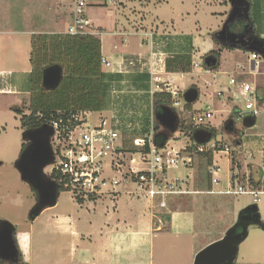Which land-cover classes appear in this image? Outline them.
<instances>
[{
	"label": "rangeland",
	"instance_id": "1",
	"mask_svg": "<svg viewBox=\"0 0 264 264\" xmlns=\"http://www.w3.org/2000/svg\"><path fill=\"white\" fill-rule=\"evenodd\" d=\"M23 1L28 2L24 9ZM111 1L114 3L106 4V0L89 1L91 26L98 31L118 33L125 32L127 28L132 36L131 42L135 43L142 38L140 30L142 29L147 33L154 32V37H157L155 41L162 42L160 44L162 46L168 41L179 42L176 41L178 37L182 39L185 37L179 35H186L198 46L188 47V50H193V54L200 53L192 57V62L196 63L190 70L192 73L185 76L182 85L179 83L175 85L180 95L191 87H197L199 98L191 104L189 112L186 113L185 110L178 114L180 118L192 119L205 112L206 108L212 113L211 120L215 133L211 141H220L230 152V155H215L214 161L219 166V178L222 181L220 180V184L214 188L224 189L227 178L233 173L238 174L236 180H241L244 175L245 179L239 182L248 188L252 186L248 180L249 174L254 182L264 181V178H260V171H264V114L255 119L252 128H245L242 124L243 119L232 113L234 106L243 110V103L240 98L234 100L232 97L229 81L232 76H237L236 69L240 70V66L246 71L249 69V52L224 50L217 70H205L203 66L204 57L208 52L222 51L219 45L211 41L213 31L220 29L222 25L213 11L219 13L220 6L223 5H227L228 11L230 6L227 1L167 0V3L166 0ZM72 3L73 0H0L2 19L0 32L7 33L5 35L0 33V70H5L0 73V160L6 165L1 172L5 177L0 175L4 181V184H0V218H6L16 225V240L19 235L29 230L42 233L39 245L35 244L34 247L45 250L33 258L30 264H69L68 255L72 242L70 232L66 230L70 228L69 223L70 225L75 223L78 228L77 238L81 241L79 246L83 245L82 247L88 251L101 250L98 256H95L97 264H193L194 254L209 243L222 238L237 222L238 212L250 204L257 205L259 222L263 224L264 194L258 195V200L253 202V197L246 194L232 196L204 192L186 196L184 202L174 210L168 208L164 211L158 208L151 210L147 200L130 197L117 200L101 199L94 203L85 201L80 205L68 193L63 192L59 194L55 206L43 210L33 221L27 219L34 196L10 166L17 158L22 144L19 117L14 109L21 107L29 98L26 90L27 70L14 72L9 69L17 67L13 58L16 52L25 50V44L28 47L27 38H31L33 34L66 33L71 22ZM250 13L255 34L264 39V0H252ZM153 27L160 30L161 34L152 30ZM7 31H10L9 35ZM173 33L178 36H172ZM17 34L18 38L14 43L9 41L12 35ZM96 37L101 38L104 55L108 58L110 48L118 45L119 37L108 35ZM197 38H202V45ZM211 44L212 50L208 49ZM170 56H165V59ZM159 59L160 57L156 61L158 64ZM262 67L264 68V63ZM263 68L256 77L245 75L244 79L255 84L258 91L264 86ZM30 70L31 68L28 69ZM123 104L124 102L117 107L121 115L124 114L121 110L125 107ZM185 104L182 95L180 107L185 108ZM230 119L234 121V129L229 133L225 131V125ZM163 131L159 127L158 132ZM132 137L133 135L127 136L128 143ZM169 139V144L177 149L191 145L194 141L192 136L182 135L179 131L170 135ZM237 142L240 144L237 145ZM250 153L252 159L249 158ZM232 159L234 165H239L238 168H231ZM196 163L204 168V171L201 173L198 168L195 187L204 191L206 183L202 181L203 185H200L198 176L203 179L205 175V160L200 157ZM196 163L192 165L193 168ZM171 172L183 176L190 172V169H177ZM10 191V198L7 195L3 196L4 192ZM165 214L169 215L168 220L162 217ZM56 227L65 230L63 235L54 234ZM187 229L188 234L184 236L183 233ZM21 241L24 242L23 239ZM83 248L80 249L83 251ZM84 252L86 255L89 253L85 250ZM92 254L96 252H90V255ZM81 259L82 257H77L71 264H81L79 262H84L83 259L80 261ZM235 264H264V230L256 223L248 225V236L238 246Z\"/></svg>",
	"mask_w": 264,
	"mask_h": 264
},
{
	"label": "built area",
	"instance_id": "2",
	"mask_svg": "<svg viewBox=\"0 0 264 264\" xmlns=\"http://www.w3.org/2000/svg\"><path fill=\"white\" fill-rule=\"evenodd\" d=\"M89 1L73 0L71 22L66 31L68 35L95 36L99 33L91 26ZM112 3L114 2L106 0V4ZM146 37L144 44L151 48L157 47L154 32L147 33ZM260 50L264 53V46H260ZM262 53L258 51L249 53V69L246 71L240 66V70L236 69L237 76H232L229 81L232 97L234 100L240 98L243 103V110L239 108L238 112L239 118L242 119L247 117L256 119L264 114V102H261L264 99V89L258 91L255 84L240 79L245 75L256 77L261 72L264 63ZM159 61L163 67V61L161 59ZM101 64L105 67L110 66V62L103 57ZM193 66H196V63H192L191 69ZM154 73L153 69L148 71L149 89L145 93L148 125L145 128L142 127L135 110L128 108L123 115L120 114L117 107L123 102L122 96L127 92L114 89L112 86L109 91L106 89L114 100L110 113L78 111L71 114L66 121L50 120L48 125L54 131L51 137L54 162L44 168V172L55 182L59 194L68 193L77 202L81 200L93 203L101 199L140 198L147 200L151 210L158 208L161 211L168 210L169 202L176 197L201 192L232 196L246 194L252 196L253 202H256L261 192L232 179V175L227 178L224 189H215L214 186H218L221 179L219 166L214 161L211 165H205V174L210 178V188L201 191L195 187L199 168L196 162L200 158L199 154L210 152L213 157L217 154L230 155L228 147L223 146L220 141L210 140L205 144L193 141L191 145L180 149L171 146L170 139L159 146L154 143L156 134L154 95L157 93L170 95L168 107H171L178 116V112L184 111V108L180 107V97L184 92L180 95L171 78L165 81ZM262 73L264 75V72ZM183 75L181 73L179 81L183 80ZM211 119L212 113L206 108L205 112L192 117L191 120L196 130L213 127ZM139 134L141 136H138ZM128 135H133L130 143L127 142ZM193 145L195 148H192ZM194 163L196 164L193 168ZM177 169H190V172L183 176L171 172Z\"/></svg>",
	"mask_w": 264,
	"mask_h": 264
},
{
	"label": "trees",
	"instance_id": "3",
	"mask_svg": "<svg viewBox=\"0 0 264 264\" xmlns=\"http://www.w3.org/2000/svg\"><path fill=\"white\" fill-rule=\"evenodd\" d=\"M252 26V24H251ZM243 25H234L230 28L232 34L239 35L243 31ZM256 43L264 45V39L254 34ZM216 45L222 49L246 50L249 53L255 52L249 50L247 46H232L220 42L215 37L212 38ZM31 52L29 63L31 70L27 76L26 90L29 93V98L26 103L19 108H15L14 112L20 116V125L22 128H36L44 124H48L51 119L66 121L71 114L78 111L100 112L103 108L104 98L106 95V84L104 83L105 74L101 64V42L94 35H68L67 33L33 34L30 38ZM255 46V45H254ZM259 53H262L259 46H255ZM221 49V50H222ZM218 58L216 67L204 66L205 70H217L219 68L220 51H212ZM264 58V55H263ZM52 65H59L63 68V77L60 85L52 91L44 90L41 87L42 71ZM192 65V56L188 53L173 55L165 59L164 68L166 72L175 73L183 72L190 73ZM240 79H246L240 78ZM196 88V87H195ZM258 89V88H257ZM264 89V86L263 88ZM170 95L155 94L153 97V108L155 113L162 106H169ZM264 102V99L261 100ZM192 105H186L184 112L190 111ZM27 112V114H24ZM239 108L234 106L232 109L233 115H237ZM154 143L159 146L163 142V138L159 135V126L154 121ZM206 130L215 133L213 127L205 128ZM195 130L191 118H180L179 133L185 136H192ZM192 148H195L193 145ZM205 160V165H211L213 155L208 153L199 154ZM231 168H238L239 165H234V160L231 161ZM204 168L199 167L201 173ZM205 176V177H204ZM203 176L206 181V188H210V178L205 174ZM262 177V172H260ZM238 174H232V179H237ZM245 179L243 175L241 180ZM201 181L202 179L199 178ZM248 180L253 186L259 188L260 181L254 182L251 174L248 175ZM186 197L174 198L169 202V209L174 210L179 204L183 203ZM84 201H78L82 205ZM252 205V204H250ZM256 205V204H255ZM257 206V205H256ZM258 214V208L255 212L250 211L248 214ZM165 220L169 219V215L162 216ZM259 218V216H258ZM18 248V246H17ZM19 250V249H18ZM26 264L19 251V263Z\"/></svg>",
	"mask_w": 264,
	"mask_h": 264
},
{
	"label": "water",
	"instance_id": "4",
	"mask_svg": "<svg viewBox=\"0 0 264 264\" xmlns=\"http://www.w3.org/2000/svg\"><path fill=\"white\" fill-rule=\"evenodd\" d=\"M233 7L228 18L225 20L219 34L225 36L230 34V25L233 24L234 11L236 5L241 4L243 0H226ZM249 18V15L247 14ZM224 38V37H223ZM230 45L232 46H247L249 50L258 51L254 46V41L245 42L237 39V35H228ZM264 55V53H262ZM218 58L216 55L208 54L204 57L203 65L207 67H216ZM63 77V68L59 65H52L42 71L41 87L44 90H55ZM186 105L195 103L199 98V91L195 87L187 89L183 94ZM155 121L158 126L164 131L159 135L166 142L170 135L176 133L179 129L180 119L177 113L168 106L160 107L155 113ZM242 124L245 128H252L255 124V119L247 117L243 119ZM234 121L230 119L225 125V131H233ZM53 129L50 125L44 124L39 127L29 129L22 135L27 141V145L16 160L15 169L20 175L21 180L28 184L36 193L37 201L29 211V217L37 218L43 210L53 207L57 203L59 197L58 187L44 172V168L54 162V153L51 146V137ZM213 133L206 129H196L192 138L197 144H205L211 140ZM257 206L255 204L248 205L239 213V217L244 214V222L238 221L229 228L224 236L216 240L200 251L194 257L193 264H234L239 244L247 237L248 225L250 223L259 222V214H248L250 211L255 212ZM241 218V217H240ZM241 227L240 232H236L237 227ZM264 230V223L262 224ZM16 229L13 224L8 221H0V264H18L19 250L17 248V240L15 239Z\"/></svg>",
	"mask_w": 264,
	"mask_h": 264
},
{
	"label": "crops",
	"instance_id": "5",
	"mask_svg": "<svg viewBox=\"0 0 264 264\" xmlns=\"http://www.w3.org/2000/svg\"><path fill=\"white\" fill-rule=\"evenodd\" d=\"M165 2L167 3V0ZM22 5H23L22 7L24 9L26 6H28V2L23 1ZM229 8H228V11H229ZM228 11H227V5L226 6L223 5V6H220L219 13H217L216 11H213V12L217 14L216 19H219V22L223 23ZM1 23H2V19L0 17V24ZM156 24H160V23H156ZM174 29H175V27H174ZM140 30L142 31V34H141L142 38L139 41H136V42L134 41L135 43L131 42L130 38L132 36H130V33L128 32L127 28H126L125 32H118V33L117 32L105 33V32L99 31V33L95 36L101 37L102 35L103 36L108 35V36L119 37L118 45H114L112 47L113 49L110 48L111 53H110L108 58L104 55V49H103V46L101 43V56L104 59H106L108 62H110L109 67L102 66V70L105 74L104 83L106 84V89H108V91H109L110 87L112 86V88H114V89L127 92L126 96H122V98L124 99L123 105L127 109L131 108L139 114V115L137 114V117L140 118L139 121H140L142 127L145 128L148 125V111H147V109L145 110V106L147 103V95L145 93L149 89L148 83H149V79H150L148 71L153 69L155 71L154 74L160 76L163 80L166 81L169 78H171V81L173 82V84L179 83L181 85L183 84L182 82H184V80H185V76L192 73V71L190 73L166 72L164 66L162 67L161 64H158L156 62L157 58L160 57V59L163 61V63H165V56H168V55L173 56V55H177V54L188 53V54H191V56L193 57L195 54H200V53L193 54L194 53L193 50H191V51L188 50V47L190 48V47H198V46L194 45L192 39H190L186 35H179L182 37L185 36V37H183V39L181 37H178V39H176V41H179V42L173 43V41H171V42L168 41V43H165V45H163V46L160 45L162 42L161 43L159 42V43H157V47L151 48L148 44H144V40L147 38L146 37L147 32H144V30H142V29H140ZM152 30L157 31L158 34H161V31L155 29L154 27ZM7 32H9L8 33V35H9L10 31H7ZM13 32H15V31L13 30ZM0 33H1V35L7 34L5 32H0ZM174 33H176V32H174ZM174 33L172 34V36H178V35H174ZM12 36H13L12 39H10L9 41H12L14 43L16 41L15 39L18 38V34H17V36H15V35H12ZM99 39L101 42V38H99ZM27 40H28V47L25 44V46H26L25 50L20 51V52H16L15 57L13 58L14 59L13 62L17 64V67H15V68L12 67L11 69H9V71L16 70V72H18V71L19 72L20 71L26 72V70H27L26 75L28 76V74L30 72V71H28V69L31 68L30 63H29L30 38L29 39L27 38ZM198 40H200V44L202 45V43H203L202 38H200ZM211 41H213V40H211ZM212 47H213V44H211V46H209L208 49L212 50ZM224 50H228V49H222V51L220 52V55ZM231 51H237V49L234 48ZM208 53H207V55H208ZM192 63H195V62L193 61ZM107 69H109V71H107ZM3 71H5V70H0V73H3ZM6 71H8V70H6ZM181 73L184 74L183 75L184 78L182 81H179V77H180ZM261 90H263V89H261ZM134 93H136V94H134ZM113 101L114 100L111 98L110 94L108 92H106V95L104 98V103H103V108H102L103 113H110L111 103H113ZM120 106L122 107V105H120ZM125 107L124 108L122 107V109H121L122 113L126 112L127 109H125ZM179 119H180V116H179ZM211 123H212V125L214 124L212 120H211ZM239 144L240 143L237 142V145H239ZM249 156H251L250 159L253 158L251 153ZM214 160H215V156L213 157V161ZM260 172H262V177H260V178H264L263 177L264 171H260ZM202 181H203V179L201 181H199L198 183H200V185H203ZM258 181H260V180H258ZM204 182H206V181H204ZM260 182H261V185L259 188L253 186L252 183H251L252 184L251 188L255 191L261 192L260 194H264V181H260ZM224 186H226V185H224ZM261 186L263 187V189H261ZM257 200H258V198H257ZM238 213H240V211ZM69 227L70 228L66 229V230H68V232H70V240L72 241L70 244V250H69V255H68L69 264H71L72 261L77 257H80V258L82 257L84 262H79L81 264H97V257H95V256H98V252L99 251L101 252V250L98 249L95 251H92V250L88 251L87 248L82 247L83 245L79 246L81 241H79L80 239L77 238L78 228H76L75 223H72V225H70V223H69ZM188 229H190V228H188ZM188 229L186 231H184V233H183L184 236L188 234L187 233L189 231ZM64 231L65 230L62 227H59V228L56 227L54 229V234H56V236L57 235L61 236V235H63ZM41 236H42L41 232L29 230V231L23 232L17 238L18 249L21 252L22 258L26 264H30L31 260L33 258H35L38 255H41L40 253L42 252V250H45L42 248L35 249V247H34L35 244L39 245L38 242L42 239ZM16 237H17V235H16ZM21 239H23L24 242H22ZM80 248H83V251L85 250L86 252H89V253H87V255H86V253L85 252L83 253V251ZM200 250H198V251H200ZM90 252H96V254L90 255ZM195 254H194V256H195ZM194 256L192 257V259L194 258ZM82 259L80 261H82Z\"/></svg>",
	"mask_w": 264,
	"mask_h": 264
},
{
	"label": "flooded vegetation",
	"instance_id": "6",
	"mask_svg": "<svg viewBox=\"0 0 264 264\" xmlns=\"http://www.w3.org/2000/svg\"><path fill=\"white\" fill-rule=\"evenodd\" d=\"M227 3L229 4V2L227 1ZM230 5V4H229ZM251 5H252V0H243L242 2H241V4H239L238 6L236 5V8L238 7V9H236V12L234 11V16H233V19H234V22H233V24L234 25H243V31H242V33L241 34H239V35H237V39H240V40H243V41H245V42H249L250 44H251V42H253L254 41V45L255 46H264V45H260L259 43H256L255 42V39H254V34H255V30L253 29V26H251V24L253 25V20H252V17H251V13H250V8H251ZM232 8L233 7H231L230 6V8H229V12H228V14L226 15V18H225V20L228 18V16H229V14H230V12H231V10H232ZM247 14L249 15V18L247 17ZM225 20L223 21V23H222V25H221V27H220V29H218V30H216L215 32H213L212 34H211V37L212 38H216V39H218L220 42H223V43H225V44H230V40L227 38L228 37V35H230V36H232L233 34L231 33V31H230V34H226L225 36H222V35H220L219 34V31L222 29V27H223V24H224V22H225ZM231 27H233L232 25H230V28ZM224 37V38H223ZM208 54H213L212 52H209ZM214 55V54H213ZM24 114H27L28 115V113L27 112H24ZM19 118H18V120H19V125H20V116L19 115H17ZM20 128H21V134L23 135V133L25 132V131H27V130H29L28 128H22L21 127V125H20ZM5 131V129H3V132ZM27 145V141H25L24 139H23V137H22V144H21V147H20V152H19V154H18V156H17V158L13 161V165H10V166H12L13 167V169H14V171H16V173H17V175H18V178H19V180H21V178H20V175H19V173L17 172V170L15 169V163H16V160L19 158V156H20V154H21V152L23 151V149L25 148V146ZM4 167H6V165H5V162L3 161V160H0V175L4 178L5 176H4V174H2L1 172H2V169L4 168ZM2 177L0 178V181H1V183L0 184H4L3 182L4 181H2ZM12 180V177L10 178V181ZM22 181V180H21ZM23 182V181H22ZM24 183V182H23ZM25 185H26V187H27V189L30 191V193L34 196V202H33V205L36 203V201H37V196H36V193L34 192V190L28 185V184H26V183H24ZM12 191V190H11ZM11 191L9 192V193H7V192H4V194H3V196H5V195H7L8 197L10 196V193H11ZM10 198V197H9ZM33 205H32V207H33ZM31 207V208H32ZM29 211H30V209H29ZM29 211H28V213H27V219L29 220V221H33V220H35V219H32V218H30L29 217ZM245 215L244 214H242L240 217H239V213H238V215H237V222L238 221H242V223L244 222V219H243V217H244ZM8 221V222H10L8 219H6V218H0V221ZM236 222V223H237ZM11 223V222H10ZM12 224V223H11ZM256 224L258 225V227H260L261 229H262V223L261 224H259L258 222H256ZM14 227H15V229H16V225H14ZM263 230V229H262ZM241 231V227L239 226V227H237L236 228V232H240ZM247 236H248V233H247ZM247 238V237H246ZM245 238V239H246ZM15 239H16V234H15ZM244 239V240H245ZM236 263V259H235V262H234V264Z\"/></svg>",
	"mask_w": 264,
	"mask_h": 264
}]
</instances>
